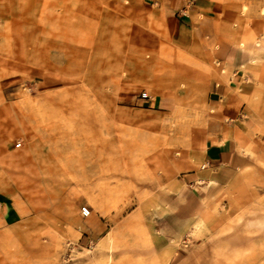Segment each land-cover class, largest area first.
<instances>
[{"label": "rangeland", "instance_id": "1", "mask_svg": "<svg viewBox=\"0 0 264 264\" xmlns=\"http://www.w3.org/2000/svg\"><path fill=\"white\" fill-rule=\"evenodd\" d=\"M200 1L0 0V264H264V0ZM221 85L240 160L212 170Z\"/></svg>", "mask_w": 264, "mask_h": 264}, {"label": "crops", "instance_id": "2", "mask_svg": "<svg viewBox=\"0 0 264 264\" xmlns=\"http://www.w3.org/2000/svg\"><path fill=\"white\" fill-rule=\"evenodd\" d=\"M200 2H204L201 0ZM188 7V6H187ZM192 10L185 9L177 13L170 12L166 15L168 31L182 34L193 26ZM186 39V36H177L176 39ZM235 96L228 94L226 86H213L210 97L205 107L199 112V134L202 135V147L198 161L208 169H219L233 165L234 161L240 160L236 155L233 138L240 127V114L243 109Z\"/></svg>", "mask_w": 264, "mask_h": 264}, {"label": "built area", "instance_id": "3", "mask_svg": "<svg viewBox=\"0 0 264 264\" xmlns=\"http://www.w3.org/2000/svg\"><path fill=\"white\" fill-rule=\"evenodd\" d=\"M142 95H143V97H146L147 96V93L146 92H143ZM81 213H82V215L87 216L90 213L89 207L83 206L81 208Z\"/></svg>", "mask_w": 264, "mask_h": 264}]
</instances>
